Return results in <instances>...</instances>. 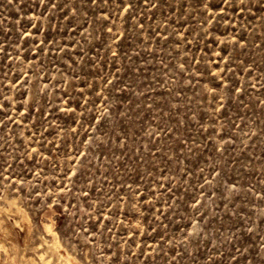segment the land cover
I'll use <instances>...</instances> for the list:
<instances>
[{"label":"rangeland","instance_id":"374dc122","mask_svg":"<svg viewBox=\"0 0 264 264\" xmlns=\"http://www.w3.org/2000/svg\"><path fill=\"white\" fill-rule=\"evenodd\" d=\"M1 208L0 264H264V0H0Z\"/></svg>","mask_w":264,"mask_h":264},{"label":"bare ground","instance_id":"6f19581e","mask_svg":"<svg viewBox=\"0 0 264 264\" xmlns=\"http://www.w3.org/2000/svg\"><path fill=\"white\" fill-rule=\"evenodd\" d=\"M4 210H5L4 208H1L0 212L4 211ZM18 211H19V209H18ZM0 227H2L1 222H0ZM45 228H46V231L48 233H50L53 237L52 244L48 245V249H50L51 254L48 255V254H46V252L39 253L38 254V258H39L38 262H36L35 260H32L34 262V264H76L70 258H66L67 256L64 257L62 254L59 253V251L57 249L59 247L58 242H57V237H56V234L54 233L53 229L51 228V226L46 225ZM54 258L56 259V262L53 261Z\"/></svg>","mask_w":264,"mask_h":264}]
</instances>
